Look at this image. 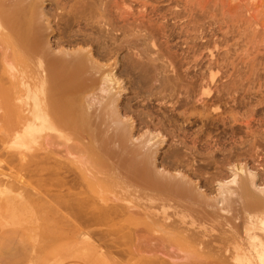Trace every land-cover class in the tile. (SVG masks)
<instances>
[{
	"label": "bare ground",
	"instance_id": "1",
	"mask_svg": "<svg viewBox=\"0 0 264 264\" xmlns=\"http://www.w3.org/2000/svg\"><path fill=\"white\" fill-rule=\"evenodd\" d=\"M97 1L80 2L85 10ZM77 2L0 0V149L26 175L37 174L32 183L0 180L10 209L32 211L18 191L34 196L49 186L59 192L50 196L55 215L65 218L64 210L71 223L86 227L87 239L124 240L148 254L141 262L264 264V169L233 166L232 179L213 173L201 177L203 186L168 170L178 166L171 155L159 160L164 141L136 137L122 107L117 62H110L119 47L114 26L107 38L89 24L73 31L75 15L68 16ZM57 10L63 14L52 24ZM34 198L36 209L45 210L46 200ZM214 234L226 236L217 249ZM173 243L186 250L171 254Z\"/></svg>",
	"mask_w": 264,
	"mask_h": 264
},
{
	"label": "rangeland",
	"instance_id": "2",
	"mask_svg": "<svg viewBox=\"0 0 264 264\" xmlns=\"http://www.w3.org/2000/svg\"><path fill=\"white\" fill-rule=\"evenodd\" d=\"M80 1L69 9L75 14L69 11L68 17L76 19L72 30L93 25L107 38L114 26L119 47L110 62H117L122 107L136 137L164 141L159 160L171 155L178 166L168 170L202 186L203 176L210 179L213 173L232 179L233 166L262 173L264 0H99L90 10ZM46 3V10L51 9ZM61 13L57 10L52 24ZM5 157L0 149V180L35 182L37 174L26 175L19 161ZM28 191L18 192L28 197L32 211L21 212L20 206L12 211L0 186V264H148L141 262L148 254L138 255L124 240L87 239L82 233L86 227L71 223L64 210L59 212L65 218L55 215L49 209L55 204L50 196L59 194L55 188L32 192L46 200L49 212L36 209L37 199ZM210 240L217 249L226 236L214 234ZM171 247V254H178L179 247L186 250L181 243Z\"/></svg>",
	"mask_w": 264,
	"mask_h": 264
}]
</instances>
